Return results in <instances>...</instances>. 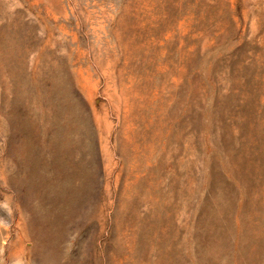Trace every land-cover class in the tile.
I'll list each match as a JSON object with an SVG mask.
<instances>
[{
  "label": "rangeland",
  "instance_id": "obj_1",
  "mask_svg": "<svg viewBox=\"0 0 264 264\" xmlns=\"http://www.w3.org/2000/svg\"><path fill=\"white\" fill-rule=\"evenodd\" d=\"M3 203L0 264H264V0H0Z\"/></svg>",
  "mask_w": 264,
  "mask_h": 264
},
{
  "label": "clouds",
  "instance_id": "obj_2",
  "mask_svg": "<svg viewBox=\"0 0 264 264\" xmlns=\"http://www.w3.org/2000/svg\"><path fill=\"white\" fill-rule=\"evenodd\" d=\"M7 199H8V198L6 197V200H7ZM0 207H3V208H5V209H7V210L9 211V214H11V209H10L8 203L0 204ZM15 264H21V262H20V261H16Z\"/></svg>",
  "mask_w": 264,
  "mask_h": 264
}]
</instances>
